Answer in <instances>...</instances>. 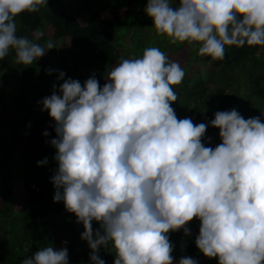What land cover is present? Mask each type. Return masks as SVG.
I'll use <instances>...</instances> for the list:
<instances>
[{
    "label": "clouds",
    "instance_id": "clouds-1",
    "mask_svg": "<svg viewBox=\"0 0 264 264\" xmlns=\"http://www.w3.org/2000/svg\"><path fill=\"white\" fill-rule=\"evenodd\" d=\"M48 0H0V61L10 52L29 66L54 48L17 35L15 18ZM144 12L170 44H196L198 55L225 58V47L259 46L264 52V0H147ZM258 55L260 53H257ZM39 103L54 122L50 145L57 168L54 202L83 225L90 264H173L168 233L194 218V244L217 264H264V122L236 109L218 111L210 124L180 119L171 106L185 72L158 47L123 59L83 85L64 79ZM220 143L206 147L207 128ZM48 135L47 132L44 133ZM47 163V158L38 166ZM93 222L99 224L94 232ZM95 237V238H94ZM22 264H69L66 247H43ZM178 264H198L182 257Z\"/></svg>",
    "mask_w": 264,
    "mask_h": 264
},
{
    "label": "trees",
    "instance_id": "trees-1",
    "mask_svg": "<svg viewBox=\"0 0 264 264\" xmlns=\"http://www.w3.org/2000/svg\"><path fill=\"white\" fill-rule=\"evenodd\" d=\"M85 1L65 0L69 8L66 12L60 0H51L45 10L16 17L18 36L27 35L43 46L46 38L42 35L47 28L55 43L61 41L60 50L55 46L29 66L15 63L13 52L0 61L5 76L12 80L16 78L14 86L7 85L3 89L0 85V122L4 126L10 125L8 111L13 110L12 115H17L11 116L14 122L10 131L7 128L2 132L0 127V264H22L24 259L48 246L55 250L66 247L69 264H90L91 250L87 241L81 239L83 225L65 211L62 201H53L55 189L51 179L57 163L53 159L56 150L50 141L56 136L55 125L48 112L41 111L39 101L52 94L53 85L58 91L63 83L58 79L60 72L65 73L64 79L72 78L82 85L94 76L103 87L107 71L135 55L125 53L118 60L114 36L121 18L115 10L105 19L88 17L82 13ZM106 1L103 10L109 6ZM82 15L85 16L83 25L79 22ZM184 45L191 55V45ZM197 53L198 49L187 65L184 61L185 77L174 87L178 99L171 106L177 117L191 118L194 124H210L216 112L236 109L245 119L260 117L264 122V52L260 47L226 46L225 58L220 61ZM82 72H85V80L81 78ZM33 83L38 87L35 103L31 104L26 100L25 90ZM11 93L13 98L7 101ZM202 142L206 147L215 148L221 142L219 130L209 126ZM18 144L23 148L18 149ZM13 156H16L15 160H12ZM45 158L47 163L38 166ZM14 188L24 199L22 204L19 199L15 200ZM92 226L94 232L99 228L97 222ZM186 227L190 230L189 235H185L183 229L168 233L173 245V264H178L182 257H191L198 264H217L216 258L204 257L194 244L199 233V220L194 218ZM98 255L105 264H113L115 254L110 246L101 247Z\"/></svg>",
    "mask_w": 264,
    "mask_h": 264
},
{
    "label": "rangeland",
    "instance_id": "rangeland-1",
    "mask_svg": "<svg viewBox=\"0 0 264 264\" xmlns=\"http://www.w3.org/2000/svg\"><path fill=\"white\" fill-rule=\"evenodd\" d=\"M50 1L48 0L47 5H50ZM106 0H86L83 4L82 13L83 15L96 17L98 19H105L110 13H112L113 10L118 14L120 20V25L115 31L114 36V45L118 47V60H121L122 57L125 55V53H132L135 55V58H139L143 54V50L147 47H158L161 51H163L169 58L170 61H176L177 58L178 62H180V66L182 67V64L185 61V64L187 65L188 59L195 54V51H197L198 47H195L194 45H191V55H188V49L187 46L185 47L184 43H177V44H170L168 42V39L164 36H157L154 28L152 27L153 21L146 16L144 12V8L146 6L147 0H135V4H132L130 0H108V7L104 9V4ZM111 3V4H109ZM61 6L66 10V12H69V8L67 7V4L65 0H60ZM73 5V4H72ZM45 10V7H41L40 10ZM81 16L79 18V22L83 25V18L85 16ZM45 23V22H44ZM43 37L46 38V43L51 40L56 48L60 50L61 47V41H57L56 43L50 38V32L46 28L45 31H43ZM45 43V44H46ZM178 50H181L178 52ZM49 51V50H48ZM50 52V51H49ZM47 55V53H45ZM62 53L60 51L58 52V55L61 56ZM209 68V67H208ZM71 74V73H70ZM6 75V71L0 69V85L4 89L7 85L8 87L14 86L16 82V78H11ZM81 78L85 80V72L81 73ZM69 79V78H65ZM72 79V78H71ZM12 81V82H11ZM208 86V85H206ZM38 84H34L27 88L26 91V100L34 104L35 103V90H37ZM211 86H209L210 88ZM11 96L10 99H6L7 101L11 100L13 98V94H8ZM21 97H17L18 100ZM6 102V101H5ZM11 102H8L10 104ZM17 112V110H16ZM13 110L8 111V117L10 118L9 121H7L10 125L14 122V118L17 116H13ZM14 118H12V117ZM10 125H2L0 122V127L2 128V132L8 130L10 131L11 127ZM18 149H22L23 146L21 144H18ZM16 156H13L12 160H15ZM15 200H20V203L22 204L24 202V199L20 198V192L17 188H14L13 190Z\"/></svg>",
    "mask_w": 264,
    "mask_h": 264
}]
</instances>
